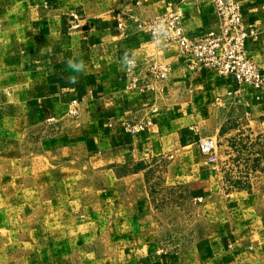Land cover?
<instances>
[{
    "label": "crops",
    "instance_id": "1",
    "mask_svg": "<svg viewBox=\"0 0 264 264\" xmlns=\"http://www.w3.org/2000/svg\"><path fill=\"white\" fill-rule=\"evenodd\" d=\"M237 1L258 31L247 54L264 69V0ZM175 9L183 12L190 37L216 25L211 0H0V110H26L63 125L49 149L63 162L62 172L109 173L152 160L160 163L169 190L187 189L197 210L181 215L191 224L179 225L172 198L162 208L146 191L137 224H130L132 217L124 222L128 242L113 248L105 264H264V192L229 190L221 164L210 163L198 146L211 135L205 132L217 134L233 121L264 130V92L243 87L237 93L233 76L209 67L191 70L176 44L138 31L137 21ZM73 12L78 30L71 28ZM160 64L171 67L162 81L153 69ZM73 108L74 120L68 114ZM147 115L152 124L145 132H126L128 118ZM164 232L181 238L163 246Z\"/></svg>",
    "mask_w": 264,
    "mask_h": 264
},
{
    "label": "rangeland",
    "instance_id": "2",
    "mask_svg": "<svg viewBox=\"0 0 264 264\" xmlns=\"http://www.w3.org/2000/svg\"><path fill=\"white\" fill-rule=\"evenodd\" d=\"M71 110L74 120L78 114ZM63 131L53 117L44 120L4 106L0 110V264H105L113 248L128 242L124 222L132 217L130 224H137L138 200L146 191L162 208L169 207L166 197L172 198L179 225L191 224L181 215L197 210L187 189L169 190L165 172L156 166L160 163L121 164L109 173L62 172L63 162L52 158L49 149ZM205 133L211 135L204 138L218 141L221 158L214 164H221L229 190L254 186L263 193L264 130L233 121L217 134L212 129ZM214 227L218 231L217 223ZM180 238L164 232L161 241L164 246ZM130 239L136 242L137 235Z\"/></svg>",
    "mask_w": 264,
    "mask_h": 264
},
{
    "label": "built area",
    "instance_id": "3",
    "mask_svg": "<svg viewBox=\"0 0 264 264\" xmlns=\"http://www.w3.org/2000/svg\"><path fill=\"white\" fill-rule=\"evenodd\" d=\"M216 10V25L207 32L190 37L183 27V12L179 9L161 15L137 21L138 31L149 33L155 40H167L179 47L180 53L189 60V68L195 70L209 67L219 74L231 75L237 84V93L244 87L264 92V69L247 54V46L252 39L258 38V31L246 22L242 5L237 0H211ZM73 30L80 29L79 15L71 13ZM118 28L126 31L124 16L118 18ZM155 78L166 80L171 70L170 65L153 66ZM261 97V96H260ZM73 114L78 110L73 108ZM152 114L157 109H152ZM152 124L150 115L128 118L124 127L130 134L145 132ZM202 154L210 163L218 159V141L215 137H206L198 141Z\"/></svg>",
    "mask_w": 264,
    "mask_h": 264
},
{
    "label": "clouds",
    "instance_id": "4",
    "mask_svg": "<svg viewBox=\"0 0 264 264\" xmlns=\"http://www.w3.org/2000/svg\"><path fill=\"white\" fill-rule=\"evenodd\" d=\"M81 66H83V65H81Z\"/></svg>",
    "mask_w": 264,
    "mask_h": 264
}]
</instances>
